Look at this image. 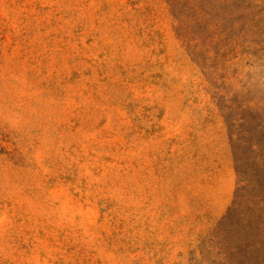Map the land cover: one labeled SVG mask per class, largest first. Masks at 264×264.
<instances>
[{
    "label": "rangeland",
    "instance_id": "374dc122",
    "mask_svg": "<svg viewBox=\"0 0 264 264\" xmlns=\"http://www.w3.org/2000/svg\"><path fill=\"white\" fill-rule=\"evenodd\" d=\"M0 264H264V0H0Z\"/></svg>",
    "mask_w": 264,
    "mask_h": 264
},
{
    "label": "trees",
    "instance_id": "16d2710c",
    "mask_svg": "<svg viewBox=\"0 0 264 264\" xmlns=\"http://www.w3.org/2000/svg\"><path fill=\"white\" fill-rule=\"evenodd\" d=\"M242 166L243 165H241V160L236 156V170L240 177L243 176Z\"/></svg>",
    "mask_w": 264,
    "mask_h": 264
}]
</instances>
